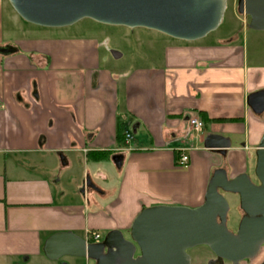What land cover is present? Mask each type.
<instances>
[{"label": "crops", "instance_id": "1", "mask_svg": "<svg viewBox=\"0 0 264 264\" xmlns=\"http://www.w3.org/2000/svg\"><path fill=\"white\" fill-rule=\"evenodd\" d=\"M236 19L240 29L189 42L149 30L147 64L118 68L91 39L7 37L22 19L0 0V264L48 259L55 233L103 236L128 230L146 207H197L219 167L254 177L264 112L247 98L264 90V30ZM191 117L203 129L189 136ZM208 135L229 141L225 156L204 148ZM181 147L191 149L178 167Z\"/></svg>", "mask_w": 264, "mask_h": 264}, {"label": "water", "instance_id": "2", "mask_svg": "<svg viewBox=\"0 0 264 264\" xmlns=\"http://www.w3.org/2000/svg\"><path fill=\"white\" fill-rule=\"evenodd\" d=\"M27 23L46 27L71 26L83 19L130 29L144 28L173 39L195 41L220 25L227 0H8ZM236 11L249 18L248 27L264 30V0H237ZM8 49H0L7 52ZM247 104L264 112V90L252 93ZM206 149L226 155L228 140L208 135ZM120 159V156L115 159ZM236 195L241 211L236 230L227 227L230 203ZM206 246L230 264L253 260L264 245V135L255 149L254 177L228 175L225 167L212 172L202 204L197 207L155 205L142 209L124 234L106 232L100 242H88L72 232L50 235L43 253L84 259L87 264H190L188 250ZM264 264V260L260 263Z\"/></svg>", "mask_w": 264, "mask_h": 264}, {"label": "rangeland", "instance_id": "3", "mask_svg": "<svg viewBox=\"0 0 264 264\" xmlns=\"http://www.w3.org/2000/svg\"><path fill=\"white\" fill-rule=\"evenodd\" d=\"M235 8L236 7L232 8V0H227L222 21L218 28L211 32L210 37L214 38L217 36H224L235 28L240 29L242 27L241 20L236 19L237 15L239 14L237 13ZM239 17H241V15H239ZM19 21L20 25H23V28L21 27L22 30H20L19 33L16 32V34L10 33V35L8 34L7 37L21 38L24 36H30L27 32L35 29L36 31H39L41 35H53L57 37L67 36L74 39L85 40L91 39L92 41H94V43L96 42V46L100 48L102 53L111 55L109 57L110 63L108 65L112 64L118 68L146 65L148 48L152 46L149 39L151 32L144 28L130 29L123 26L104 25L90 19H83L71 26L61 28H46L36 25L33 26L29 23L25 24L27 22H22L24 20ZM5 27L6 31L9 30L7 27V21H5ZM112 51L120 52L122 54L121 57L118 59L112 58ZM227 197L230 201L232 195H227ZM241 214L242 213L239 210L238 202L237 200H234V205L232 208L230 207V211L228 213L227 227L229 230H236V226ZM190 253L197 256L195 257L193 264H204L207 258L213 256L212 252H210L207 247H204L202 245L193 248L192 250H190ZM263 255L264 245L262 247L260 258L258 260L260 261V263L263 261ZM77 261L78 259L71 260L68 257H63L58 262H54L46 258L39 257L38 261L34 262V264H84ZM251 263L252 262L250 260L242 262V264ZM255 263H257V260ZM16 264H24V262L23 260H20L19 263Z\"/></svg>", "mask_w": 264, "mask_h": 264}, {"label": "built area", "instance_id": "4", "mask_svg": "<svg viewBox=\"0 0 264 264\" xmlns=\"http://www.w3.org/2000/svg\"><path fill=\"white\" fill-rule=\"evenodd\" d=\"M188 132L187 135L192 136L194 134H197L202 131L203 129V122L198 117H191L188 120ZM131 138L130 133H125L124 140L125 143H128V141ZM190 147H181L178 149V158L176 161V165L178 167L185 166L189 161L188 151L190 150ZM101 235L99 233L89 232L87 233V238H92L94 241H98L100 239ZM86 238V240H88Z\"/></svg>", "mask_w": 264, "mask_h": 264}, {"label": "flooded vegetation", "instance_id": "5", "mask_svg": "<svg viewBox=\"0 0 264 264\" xmlns=\"http://www.w3.org/2000/svg\"><path fill=\"white\" fill-rule=\"evenodd\" d=\"M122 231V230H121ZM124 234L127 232V230H124V231H122ZM102 237L103 236H101L100 237V239L98 240V241H94V240H87L88 242H92V243H95V242H100L101 240H102ZM204 247H206V246H204ZM193 249V248H192ZM192 249H189L187 252H188V254L190 255V258H191V263L190 264H193L194 263V259H195V257H197V256H195L194 254H192V253H190V250H192ZM208 249V248H207ZM209 250V249H208ZM210 251V250H209ZM211 252V251H210ZM213 254V253H212ZM63 257H69V256H61L60 258H58L57 260H60V259H62ZM201 257V256H200ZM77 262H80V260L78 259V261ZM94 262H91V261H89L87 264H93ZM204 264H230L229 262H226V261H222V260H220V259H218V258H216L215 256H214V254H213V256H211V257H209V258H207V260H206V262L204 263Z\"/></svg>", "mask_w": 264, "mask_h": 264}, {"label": "trees", "instance_id": "6", "mask_svg": "<svg viewBox=\"0 0 264 264\" xmlns=\"http://www.w3.org/2000/svg\"><path fill=\"white\" fill-rule=\"evenodd\" d=\"M116 135H117V138L120 137L121 133H122V128L121 126H118L117 127V130H116ZM89 159H92V160H103L107 157V154L106 153H100V154H89Z\"/></svg>", "mask_w": 264, "mask_h": 264}]
</instances>
